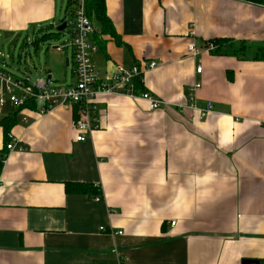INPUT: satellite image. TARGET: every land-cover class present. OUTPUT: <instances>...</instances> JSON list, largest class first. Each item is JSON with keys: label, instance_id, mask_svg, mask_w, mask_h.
I'll use <instances>...</instances> for the list:
<instances>
[{"label": "crops", "instance_id": "1", "mask_svg": "<svg viewBox=\"0 0 264 264\" xmlns=\"http://www.w3.org/2000/svg\"><path fill=\"white\" fill-rule=\"evenodd\" d=\"M76 1L0 0V43L27 34L36 50H63L60 35L42 36ZM107 13L115 35L92 21L96 70L158 62L141 87L161 105L100 94L101 127L85 141L75 139L72 109L19 110L10 134L25 149L8 153L0 172V264H264V61L206 47L213 38L264 44V7L107 0ZM69 63L73 74L72 53ZM46 70L39 77L52 79ZM15 110L7 99L0 119ZM4 141L0 125V150ZM66 182L97 185L100 201L68 193Z\"/></svg>", "mask_w": 264, "mask_h": 264}, {"label": "built area", "instance_id": "2", "mask_svg": "<svg viewBox=\"0 0 264 264\" xmlns=\"http://www.w3.org/2000/svg\"><path fill=\"white\" fill-rule=\"evenodd\" d=\"M67 29L71 36L69 45L72 48L74 82L67 86H55L44 77L31 80L30 77H15L9 72L0 70L1 105L8 99L16 108L30 109L27 103L33 102L37 105L34 110H37L40 115L57 108L72 109L74 112L73 129L77 141L87 140L94 131L101 127L97 100L100 94L120 92L130 98L147 100L150 110L160 107L161 101L153 93L146 89L139 91L137 86L138 84L143 85L144 74L155 68L158 62L142 60L130 67L119 65L113 73L100 76L93 62V56L98 50L96 42L92 39L94 26L86 13L84 0L78 1L71 18L67 21ZM206 47L212 49L215 44L208 42ZM188 51L191 54L198 53L195 43L188 44ZM202 69V66L198 65L197 73H201ZM200 86L201 83L196 82L191 90L194 91ZM191 99H193L192 96ZM212 109V102H207L202 110L203 116ZM23 121L28 122V117L23 116ZM6 147L8 153L25 149L13 134H9ZM94 199L100 201L101 197L96 195ZM116 212L115 209H111L109 215ZM101 231L107 232L106 227L101 226Z\"/></svg>", "mask_w": 264, "mask_h": 264}, {"label": "trees", "instance_id": "3", "mask_svg": "<svg viewBox=\"0 0 264 264\" xmlns=\"http://www.w3.org/2000/svg\"><path fill=\"white\" fill-rule=\"evenodd\" d=\"M79 1V0H78ZM75 2L74 9L78 4ZM85 10L87 15L99 26L101 33L115 35V28L107 13V0H84ZM247 3L264 7V0H240ZM73 9V11H74ZM73 14V12H72ZM72 16V15H71ZM61 32L51 31L46 32L42 36V40L52 39L53 37L60 35ZM215 44V47L210 49V53L213 55H226L233 56L241 60H259L264 61V44H257L246 40H233L230 38H213L210 40ZM138 88H142L140 84ZM143 89V88H142ZM27 106L35 109L37 105L33 102H28ZM22 108H17L14 112L0 119V125L4 130V147L0 150V172L3 167L4 159H6L8 151L6 144L9 140V134L11 127L17 122V113ZM65 189L68 193H82L89 196L98 194L97 185L93 183L82 182H66Z\"/></svg>", "mask_w": 264, "mask_h": 264}, {"label": "rangeland", "instance_id": "4", "mask_svg": "<svg viewBox=\"0 0 264 264\" xmlns=\"http://www.w3.org/2000/svg\"><path fill=\"white\" fill-rule=\"evenodd\" d=\"M26 35L22 34L14 43H0V68L15 77L31 76L33 80L42 75L48 76L46 69L52 68V85L67 86L73 83L75 78L72 64H67L66 61V58H71L72 53L68 29L54 40L56 45L65 44L66 47L60 51L53 49V45L48 43L36 50L31 40L27 42Z\"/></svg>", "mask_w": 264, "mask_h": 264}, {"label": "water", "instance_id": "5", "mask_svg": "<svg viewBox=\"0 0 264 264\" xmlns=\"http://www.w3.org/2000/svg\"><path fill=\"white\" fill-rule=\"evenodd\" d=\"M67 28V21L62 22L56 27V31L58 32H63ZM54 47H59V46H54ZM67 62H69V58L66 59ZM51 80V76L47 78V81L49 82ZM259 260H254V259H245L243 261V264H259Z\"/></svg>", "mask_w": 264, "mask_h": 264}]
</instances>
